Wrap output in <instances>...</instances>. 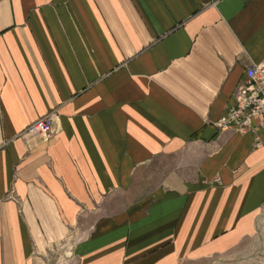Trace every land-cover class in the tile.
<instances>
[{"label": "crops", "instance_id": "0c3cea01", "mask_svg": "<svg viewBox=\"0 0 264 264\" xmlns=\"http://www.w3.org/2000/svg\"><path fill=\"white\" fill-rule=\"evenodd\" d=\"M263 60L264 0H0V264H182L253 237L264 145L215 124Z\"/></svg>", "mask_w": 264, "mask_h": 264}, {"label": "built area", "instance_id": "2783aa9c", "mask_svg": "<svg viewBox=\"0 0 264 264\" xmlns=\"http://www.w3.org/2000/svg\"><path fill=\"white\" fill-rule=\"evenodd\" d=\"M218 130H233L250 134L255 147L264 145V60L245 70V79L233 93V105L216 122ZM52 131L50 116L29 126L26 136H49Z\"/></svg>", "mask_w": 264, "mask_h": 264}, {"label": "rangeland", "instance_id": "374dc122", "mask_svg": "<svg viewBox=\"0 0 264 264\" xmlns=\"http://www.w3.org/2000/svg\"><path fill=\"white\" fill-rule=\"evenodd\" d=\"M258 219V227H260V230L257 227L256 234L242 242L234 251L225 255L213 256L197 261H188L182 264H264V213Z\"/></svg>", "mask_w": 264, "mask_h": 264}, {"label": "bare ground", "instance_id": "6f19581e", "mask_svg": "<svg viewBox=\"0 0 264 264\" xmlns=\"http://www.w3.org/2000/svg\"><path fill=\"white\" fill-rule=\"evenodd\" d=\"M261 220H262V217H261ZM258 229L260 230V227H258ZM261 235H262V234H261ZM261 241H262V240H261ZM260 243H261V242H260ZM259 246H260V245H259ZM259 246H258V247H259ZM258 247H257V248H258ZM256 254H257V253H256ZM259 255H260V254H259ZM261 256H262V255H261ZM257 257H258V256H257ZM263 257H264V256H263ZM255 258H256V257H255ZM258 260H259V259H258ZM249 261H251V260H249ZM253 262H254V261H253Z\"/></svg>", "mask_w": 264, "mask_h": 264}]
</instances>
